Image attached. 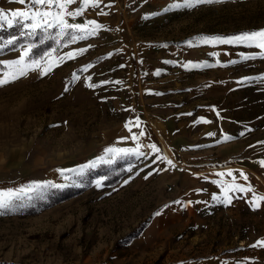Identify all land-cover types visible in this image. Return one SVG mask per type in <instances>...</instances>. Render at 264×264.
<instances>
[{
	"label": "rangeland",
	"instance_id": "obj_1",
	"mask_svg": "<svg viewBox=\"0 0 264 264\" xmlns=\"http://www.w3.org/2000/svg\"><path fill=\"white\" fill-rule=\"evenodd\" d=\"M82 13L64 19L95 21V33L65 35L54 21L42 30L68 40L36 63L21 60L29 44L7 51L0 39V61L20 59L26 72L0 74L10 80L0 85V264H264V49L203 39L264 29V0H99ZM223 133L242 141L221 148ZM236 145L257 166L249 188L122 244L206 188L211 159L234 163ZM130 157L115 184L98 176L40 213H18L46 198L44 186L80 187L88 168Z\"/></svg>",
	"mask_w": 264,
	"mask_h": 264
},
{
	"label": "crops",
	"instance_id": "obj_2",
	"mask_svg": "<svg viewBox=\"0 0 264 264\" xmlns=\"http://www.w3.org/2000/svg\"><path fill=\"white\" fill-rule=\"evenodd\" d=\"M74 5L80 6L81 0H76L75 3L67 5V10L74 12ZM36 7H41L37 5ZM24 8H31L30 4H20L16 2V0H0V11L5 12L6 14H10L11 11L17 10V9H24ZM42 11H48L50 10L52 13H56L59 11L55 6H53L51 9H48L47 7L41 8ZM83 14V13H82ZM80 14V15H82ZM51 24L55 21L53 16H48L46 18ZM22 22H29L32 23V21H22ZM9 27L7 22L0 23V28H6ZM44 27H48L47 25H43L41 29ZM250 119L249 121H251ZM241 122H247L245 119H241ZM223 140H222V147L221 148H227V146L232 142L237 140L242 141L241 137H235L232 141L227 142L224 138L225 133H223ZM240 138V139H239ZM236 152L238 155L234 163L226 161L225 163H219L220 166L213 167V164H216L217 161L214 159H211L210 163L212 165L211 168L205 170V173H208L207 181H209V184L206 186V188L202 189H196L191 191H186V195L178 200L172 201L171 203L167 204L166 211H159L156 213L153 220L147 223V226L144 228L142 234L151 233L155 234L156 232H159L160 229H162V223L167 219V221H170V214L174 212L175 214L179 215V218L184 215L188 218L191 217H198V210L202 208V206L209 205L214 206L216 203H219V200L221 198L220 193L225 194V191L222 189L224 188H230L231 190L227 192L229 195L233 194L235 191V188L240 189H246L249 188L250 182L254 179L251 178L250 174H256V168L255 161L253 158H248L245 155L250 156L252 151H249V147L244 148L241 147L240 151H238V146L236 145ZM235 153V154H236ZM240 153L242 156H240ZM212 158V157H211ZM228 160V157L226 158ZM258 160V159H257ZM231 173V175H228V173ZM220 173H223L224 175H219ZM243 174V175H242ZM251 178V179H250ZM263 184V183H262ZM264 185V184H263ZM213 189V190H211ZM219 191V192H216ZM217 197V199H213V197ZM232 201V200H231Z\"/></svg>",
	"mask_w": 264,
	"mask_h": 264
},
{
	"label": "trees",
	"instance_id": "obj_3",
	"mask_svg": "<svg viewBox=\"0 0 264 264\" xmlns=\"http://www.w3.org/2000/svg\"><path fill=\"white\" fill-rule=\"evenodd\" d=\"M23 22L18 24H13V26H9L4 28H0V39L2 40H11V43L6 48L7 51L17 50L24 44H29L30 52L25 58L23 62L29 64L33 63V61L37 62L39 59H42L45 54L50 52L52 49H58L62 44L68 40V37L60 38L57 36L56 27L51 30H42L38 29L36 31L27 30L23 26ZM20 61V59H12L6 62L0 61V74L7 73L11 70L8 68L10 64L7 62L11 61ZM135 162L133 157L128 159L117 160L114 165L110 166H99L96 168L90 167L85 171L83 177H81V186L80 187H71V188H54L52 186H44L41 191V195H46V198L43 201L36 200V198L31 199L33 204H29L23 208H21L18 213L22 215H33L40 213L43 209L50 208L61 201L68 199L69 197L78 195L83 191L90 188L91 182L95 177H105L104 185H113L118 180H120L122 175H125L127 171L125 170V166L133 164ZM117 170L118 174L112 173V171ZM146 227V224H143L139 229L129 233L122 244H125L129 240L133 238H137L140 236L142 230Z\"/></svg>",
	"mask_w": 264,
	"mask_h": 264
},
{
	"label": "snow or ice",
	"instance_id": "obj_4",
	"mask_svg": "<svg viewBox=\"0 0 264 264\" xmlns=\"http://www.w3.org/2000/svg\"><path fill=\"white\" fill-rule=\"evenodd\" d=\"M16 2L20 4H30L31 8H24V9H17L11 11L10 14H6L3 11H0V23L7 22L8 26H13V24L21 23L22 21H32V23L23 24L22 26L25 28H30L31 30L35 31L37 29H40L43 25H47L48 27H52L53 25L46 19L48 16H53L56 23L61 28L62 34H68L64 30L65 29H72L80 32H84L87 35H92L95 33L96 28L99 27V25L96 24L95 21H87L85 24H70L68 23L64 17H75L77 15L82 14L83 10L87 6L96 7L99 4V0H81V7L77 8L75 12L68 11L67 5L73 4L76 2V0H16ZM213 2H222V0H188V3H194V4H201V3H213ZM37 5L41 7H36ZM53 6H55L59 11L56 13H52L50 10L48 11H42L41 8L47 7L48 9H51ZM89 25H94L95 27L89 28ZM86 38V37H81ZM72 39L75 40L76 37L72 36ZM205 40L208 39H217L222 40V42H247L250 46L254 44L255 46L264 49V29L259 31H253V32H247L242 33L239 36H234L228 39H222L219 37L214 38H203ZM11 43V41H10ZM86 49H80L79 52H84ZM30 52V49L25 50V52L21 56V60L25 58ZM68 58H73V54L69 53ZM10 65H15V70L11 74V79H17L19 76L26 74L25 68L21 66V62L18 61H11L7 62ZM33 63H36L33 61ZM50 70V69H49ZM10 80L8 79H0V85L9 83ZM93 86L94 85H90ZM67 90V89H65ZM207 122V121H205ZM127 127V125H126ZM143 133H141L142 135ZM211 135V133L209 134ZM225 139H229L228 137H225ZM155 149V146H153ZM113 151L112 149H105V152ZM120 151H128V150H120ZM171 163V161H169ZM63 171V170H61ZM219 175H224L223 173H220ZM228 175H231L229 172ZM243 175V174H242ZM225 191V201L226 203H230L231 199L228 197L227 192L230 191V188H224L222 189ZM243 190V189H241ZM11 192V190H9ZM213 199H217V197H213ZM260 199L264 200V197H261ZM8 207V203L5 202L3 193H0V209ZM257 244L264 245V241H257Z\"/></svg>",
	"mask_w": 264,
	"mask_h": 264
}]
</instances>
